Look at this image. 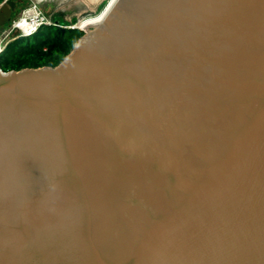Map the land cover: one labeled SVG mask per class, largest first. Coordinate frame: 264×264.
I'll list each match as a JSON object with an SVG mask.
<instances>
[{"label":"water","instance_id":"water-1","mask_svg":"<svg viewBox=\"0 0 264 264\" xmlns=\"http://www.w3.org/2000/svg\"><path fill=\"white\" fill-rule=\"evenodd\" d=\"M75 28L57 65L0 66V264H264V0Z\"/></svg>","mask_w":264,"mask_h":264},{"label":"trees","instance_id":"trees-1","mask_svg":"<svg viewBox=\"0 0 264 264\" xmlns=\"http://www.w3.org/2000/svg\"><path fill=\"white\" fill-rule=\"evenodd\" d=\"M83 30L47 25L28 36L17 37L0 52L3 70L55 66L72 50Z\"/></svg>","mask_w":264,"mask_h":264},{"label":"rangeland","instance_id":"rangeland-1","mask_svg":"<svg viewBox=\"0 0 264 264\" xmlns=\"http://www.w3.org/2000/svg\"><path fill=\"white\" fill-rule=\"evenodd\" d=\"M3 1L4 0H0V3ZM31 2H37L48 17L59 21L62 25L74 24L76 26L75 23L79 21L82 16L84 18L85 16L98 15L101 13L110 0H23L13 13L10 21L5 25V28H8L11 21ZM4 35L5 34L1 32L0 38H3ZM9 41L7 39L4 40L1 47L4 49Z\"/></svg>","mask_w":264,"mask_h":264},{"label":"built area","instance_id":"built-area-1","mask_svg":"<svg viewBox=\"0 0 264 264\" xmlns=\"http://www.w3.org/2000/svg\"><path fill=\"white\" fill-rule=\"evenodd\" d=\"M47 25H57L69 28L76 27L74 24L62 25L59 21L48 17L37 2H31L11 21L8 28L3 29L2 33L5 35L3 38H0V52L3 50L1 45L4 40L7 39L8 41H11L20 36H28L37 31L40 27Z\"/></svg>","mask_w":264,"mask_h":264},{"label":"bare ground","instance_id":"bare-ground-1","mask_svg":"<svg viewBox=\"0 0 264 264\" xmlns=\"http://www.w3.org/2000/svg\"><path fill=\"white\" fill-rule=\"evenodd\" d=\"M113 2L114 0H110L108 5L98 15L85 16L84 18L82 16L81 19L75 23L76 26H78L79 28L88 29L90 26L95 25L97 22H99L102 19V17L104 16V14L106 13V11Z\"/></svg>","mask_w":264,"mask_h":264},{"label":"flooded vegetation","instance_id":"flooded-vegetation-1","mask_svg":"<svg viewBox=\"0 0 264 264\" xmlns=\"http://www.w3.org/2000/svg\"><path fill=\"white\" fill-rule=\"evenodd\" d=\"M22 2H23V0H17V6H16V8H15V11L17 10L18 6H19ZM15 11H14V12H15ZM14 12H13V13H14ZM12 15H13V14H12Z\"/></svg>","mask_w":264,"mask_h":264}]
</instances>
